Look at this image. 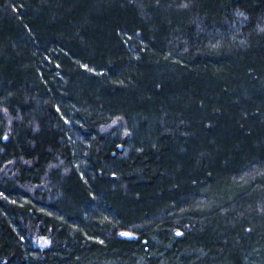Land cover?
Wrapping results in <instances>:
<instances>
[{
    "label": "trees",
    "instance_id": "obj_1",
    "mask_svg": "<svg viewBox=\"0 0 264 264\" xmlns=\"http://www.w3.org/2000/svg\"><path fill=\"white\" fill-rule=\"evenodd\" d=\"M0 264H264V0H0Z\"/></svg>",
    "mask_w": 264,
    "mask_h": 264
},
{
    "label": "rangeland",
    "instance_id": "obj_2",
    "mask_svg": "<svg viewBox=\"0 0 264 264\" xmlns=\"http://www.w3.org/2000/svg\"><path fill=\"white\" fill-rule=\"evenodd\" d=\"M118 123L113 122L111 123V126H116ZM32 243L36 246L39 247L41 249L46 248L49 245V239L48 238H44V237H39L36 235H33L31 237Z\"/></svg>",
    "mask_w": 264,
    "mask_h": 264
},
{
    "label": "snow or ice",
    "instance_id": "obj_3",
    "mask_svg": "<svg viewBox=\"0 0 264 264\" xmlns=\"http://www.w3.org/2000/svg\"><path fill=\"white\" fill-rule=\"evenodd\" d=\"M85 67H87V65H85ZM5 138H7V137H5ZM124 235H131V233H124Z\"/></svg>",
    "mask_w": 264,
    "mask_h": 264
}]
</instances>
